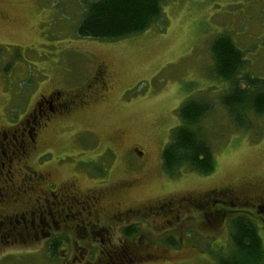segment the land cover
<instances>
[{
    "label": "rangeland",
    "instance_id": "1",
    "mask_svg": "<svg viewBox=\"0 0 264 264\" xmlns=\"http://www.w3.org/2000/svg\"><path fill=\"white\" fill-rule=\"evenodd\" d=\"M86 1L0 0V129L19 126L51 91L93 94L96 86L87 85L97 63H105L107 90L70 119L41 130L28 165L51 173L56 184L75 179L81 191L101 187L109 213H133L120 224L103 216L97 230L109 237L61 241L56 259L47 237L2 245L0 264H97L105 259L101 252L138 238V257L129 264H220L233 250L231 220L237 217L255 224L264 248L262 212L229 206L214 194L264 187V116L250 117V128L234 125L221 105L231 87L217 76L211 52L217 37H230L244 53V73L264 80V0H168L163 26L114 42L77 35ZM190 99L214 106L200 126L215 170L202 175L184 167L171 176L162 155ZM127 183L133 185L121 187ZM209 198L218 200L211 211L226 209L212 225L208 211L189 204ZM163 203L172 204V216L154 215L150 207ZM127 226L137 230L132 238L124 235Z\"/></svg>",
    "mask_w": 264,
    "mask_h": 264
},
{
    "label": "flooded vegetation",
    "instance_id": "2",
    "mask_svg": "<svg viewBox=\"0 0 264 264\" xmlns=\"http://www.w3.org/2000/svg\"><path fill=\"white\" fill-rule=\"evenodd\" d=\"M108 75L107 65L97 63L87 85L89 89L96 86L93 94L71 92L67 96L60 91H51L40 96L33 114L25 117L19 126L16 124L0 129V246L8 244L13 247L20 241H36L40 237H47L48 241H92L99 237L105 238L109 237V231L97 230L103 216L112 217L120 224L124 217L129 219L130 213H133V210L109 213L104 206L106 196L101 187L94 186L81 191L75 179L56 184L51 173L38 171L28 165V156L37 152L41 130H45L52 121L70 119L91 104V101L107 90ZM132 185L127 183L121 187L129 188ZM263 188L249 184L241 194L233 188L214 194L220 195L224 203L232 207L251 205L257 208L262 212V216L259 215L264 223ZM255 190H259L256 196ZM209 200L204 205L203 201H190L189 204L208 211L205 217L212 225L218 217L226 215V209L218 207L223 211H211L209 206L217 204L218 200ZM171 205L163 203L150 208L157 210L153 212L154 215L169 216L171 213L172 216ZM173 217L180 218L177 214H173ZM140 240L142 238L137 240L139 244L124 243L117 249H108L107 253L101 252L105 259L97 264L133 263L138 257L137 248L142 245Z\"/></svg>",
    "mask_w": 264,
    "mask_h": 264
},
{
    "label": "trees",
    "instance_id": "3",
    "mask_svg": "<svg viewBox=\"0 0 264 264\" xmlns=\"http://www.w3.org/2000/svg\"><path fill=\"white\" fill-rule=\"evenodd\" d=\"M168 0H89L83 4V14L77 26L80 38L98 41H119L164 25L163 5ZM217 76L230 84L221 98L238 129L250 128L254 117L264 116V80L244 73L246 59L228 36H219L211 44ZM214 111L212 104L195 99L186 101L178 111L181 121L162 155L164 170L171 176L189 167L210 175L215 170L212 148L201 135V122ZM137 234L134 227L124 230L127 238ZM232 252L219 259L220 264H264V248L258 229L246 217L231 220ZM61 241L50 240L48 251L59 257Z\"/></svg>",
    "mask_w": 264,
    "mask_h": 264
}]
</instances>
